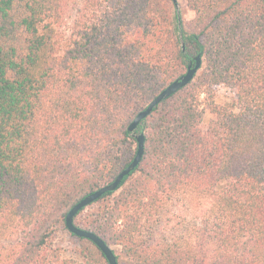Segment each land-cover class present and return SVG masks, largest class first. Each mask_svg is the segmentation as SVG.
Here are the masks:
<instances>
[{
	"label": "trees",
	"instance_id": "16d2710c",
	"mask_svg": "<svg viewBox=\"0 0 264 264\" xmlns=\"http://www.w3.org/2000/svg\"><path fill=\"white\" fill-rule=\"evenodd\" d=\"M185 4L191 20L174 0H0V264H110L72 232L90 246L66 257L58 233L133 161L129 124L199 53L139 124L140 164L74 221L120 264H264V0ZM184 197L191 214L165 217Z\"/></svg>",
	"mask_w": 264,
	"mask_h": 264
},
{
	"label": "water",
	"instance_id": "95a60500",
	"mask_svg": "<svg viewBox=\"0 0 264 264\" xmlns=\"http://www.w3.org/2000/svg\"><path fill=\"white\" fill-rule=\"evenodd\" d=\"M174 2L177 8H179V0H174ZM183 49L185 50L184 43ZM193 59L195 60V65H193V60H191L187 72L172 81L169 85H167V87H165L161 92H159L144 109L140 110L137 113L135 118L129 124L128 129L134 133V136L138 141V151L133 161L126 168H124L112 182L105 184L100 188L96 189L95 191L84 196L81 200L75 203L67 213L66 226L68 230L79 237H84L93 241L105 254L110 264H120L113 247L109 245L101 236H99L94 231L78 226L74 221V217L78 214L81 209L94 203L105 193L117 190L124 177L137 168L143 158L145 151V134L142 131H138L139 124L142 120L147 118L152 113L155 106H157L163 100L167 99L168 97L179 91L184 86L188 85L194 79L195 75L202 68L203 58L202 55L199 53L195 55Z\"/></svg>",
	"mask_w": 264,
	"mask_h": 264
},
{
	"label": "rangeland",
	"instance_id": "374dc122",
	"mask_svg": "<svg viewBox=\"0 0 264 264\" xmlns=\"http://www.w3.org/2000/svg\"><path fill=\"white\" fill-rule=\"evenodd\" d=\"M179 3L182 5V12L185 18L188 20L193 19L195 13L186 6L185 0H179ZM217 102L222 105H230L233 102L231 89L226 87L219 88L217 92ZM204 111V124L208 125L211 119L214 117V114L208 106L205 107ZM224 183L225 182H222L221 184ZM194 206L195 203L191 200L190 197L173 200L166 207L165 217L171 219L175 218V220H173V222H175L179 219V217H176L179 214H191ZM56 242L59 246L62 247L63 254L66 257H76L78 254L77 251L82 245L90 246L89 242H81L77 237L71 235L70 231L66 228H62L59 231Z\"/></svg>",
	"mask_w": 264,
	"mask_h": 264
}]
</instances>
